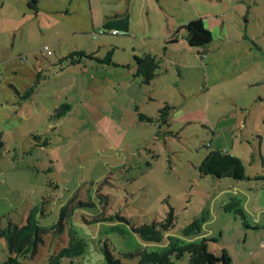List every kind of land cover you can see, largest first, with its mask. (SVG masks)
I'll use <instances>...</instances> for the list:
<instances>
[{
    "label": "rangeland",
    "instance_id": "obj_1",
    "mask_svg": "<svg viewBox=\"0 0 264 264\" xmlns=\"http://www.w3.org/2000/svg\"><path fill=\"white\" fill-rule=\"evenodd\" d=\"M30 1L0 0V223L22 225L39 205L42 223L51 225L71 199L84 201L73 222L88 247L74 263L102 264L108 243L138 264L125 254L143 247L133 227L173 214L166 236L202 219L210 249L226 248L233 264H264V0L251 12L254 0L215 7L226 12L221 29L229 41L214 30L203 54L176 44L166 58L159 44L150 82L136 75L133 53L152 50L111 34L102 24L105 4L38 0L36 13ZM169 8L172 22L196 13L183 1ZM77 51L99 60L59 63ZM109 51L111 61H103ZM215 149L241 158V170L231 169L240 177L203 174ZM109 216L115 220H103ZM68 240L67 228L46 234L35 256L20 261L43 263ZM8 256L0 237V264Z\"/></svg>",
    "mask_w": 264,
    "mask_h": 264
},
{
    "label": "trees",
    "instance_id": "obj_2",
    "mask_svg": "<svg viewBox=\"0 0 264 264\" xmlns=\"http://www.w3.org/2000/svg\"><path fill=\"white\" fill-rule=\"evenodd\" d=\"M29 6L35 12L39 11L38 0H31ZM180 29H185L186 42L190 47L197 49L199 53L203 54L208 44L213 40L212 31L205 26L203 20L200 18L190 20L181 26ZM174 41L172 40L171 42ZM93 54L95 53L87 54L85 51L73 52L59 59V63L67 60L76 64L81 62L83 58L99 60ZM111 59L112 51H109L103 61L107 60L110 62ZM134 59L137 65V76H143L146 82L152 81L157 76L159 62L156 55L147 53L139 56L136 54L134 55ZM168 108L169 106H166L161 111ZM142 117L147 121L152 120L151 117L149 118L144 115ZM3 147L4 140L0 134V156ZM241 165L242 161L239 156L222 149H215L210 151L202 162L201 171L204 175L223 178L235 174L231 172L232 168L237 169V171L241 170ZM235 176L240 177L238 173ZM68 203L71 204V207L68 204L63 205L60 209L58 221L51 225L42 223L41 218L45 213L39 205L31 208L26 217V222L22 225L11 220L5 226L0 223V237L5 238L9 251L8 258L2 264H23L20 258H33L38 252L39 245L44 241V235L52 233L57 236L61 232L66 231V228L69 235L68 244L56 253L51 254L45 262L39 264H61L64 258L70 259L72 264H75L74 260L86 252L88 243L79 235V232L75 228L73 216L78 206L84 205L86 202L78 200L74 203L71 199ZM173 217V214H171L166 218V222H152L133 227V231L142 242L143 247L137 250V252L125 254L128 257L137 256L138 264H233L231 255L226 248H223L220 252L210 249L209 243L213 240L202 236L204 223L202 219L196 218L180 235L169 234L166 236V233L171 230L169 221ZM108 218L104 217L103 220H115L113 216H109ZM118 219L120 221L126 220L121 216ZM245 226L247 228H257L258 225L251 226L245 223ZM103 253L104 260L102 264H130L115 256L108 247V243H105Z\"/></svg>",
    "mask_w": 264,
    "mask_h": 264
},
{
    "label": "crops",
    "instance_id": "obj_3",
    "mask_svg": "<svg viewBox=\"0 0 264 264\" xmlns=\"http://www.w3.org/2000/svg\"><path fill=\"white\" fill-rule=\"evenodd\" d=\"M89 1L91 4L93 3V0ZM174 1L190 3L196 12L193 17L189 18L190 20L199 17L203 20L208 29L212 32L218 29L217 32H223L224 38L229 41L230 36L228 37V33L223 31V28L221 29L225 24L226 12L215 10V7L221 4L226 5L227 0H194L196 3H193V0H97L96 2H101L106 5V8H108L106 19H103L105 21L102 24L111 34L119 35L122 32L127 36V41L129 43L131 42L130 38L142 42L146 47L152 50L150 52L156 55L158 59V56H161L160 46H166L163 49V56L166 58V50L168 49V46L184 44L185 46L187 45L190 47L185 39L186 32L185 34L182 33V30L185 31V29H180L181 26L190 20L181 16L176 20H173V22L170 21V17L173 16L171 15V9L169 6L171 5V2ZM229 1L233 2V0ZM242 1L244 2V0ZM202 3L204 5H202ZM216 3L218 5H216ZM247 4V12H251L256 1H250V3ZM210 6L214 8L212 11H210ZM70 8L71 7H68V9H66L67 13H71L72 10ZM92 15L94 17L93 10ZM35 17H37V14H35ZM94 25L95 21H93V26ZM219 28L222 31L219 30ZM116 30L118 31L114 32ZM172 40L175 41L171 42ZM155 42L157 43L156 45ZM163 43L165 44L163 45ZM133 54L139 55L140 53L135 51ZM174 61L176 60L174 59ZM160 64L162 63L160 62Z\"/></svg>",
    "mask_w": 264,
    "mask_h": 264
},
{
    "label": "built area",
    "instance_id": "obj_4",
    "mask_svg": "<svg viewBox=\"0 0 264 264\" xmlns=\"http://www.w3.org/2000/svg\"><path fill=\"white\" fill-rule=\"evenodd\" d=\"M114 32H117V30L114 31ZM44 49L47 50L48 54H51V53H52V51H51L49 45H45V46H44Z\"/></svg>",
    "mask_w": 264,
    "mask_h": 264
}]
</instances>
